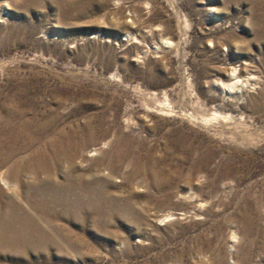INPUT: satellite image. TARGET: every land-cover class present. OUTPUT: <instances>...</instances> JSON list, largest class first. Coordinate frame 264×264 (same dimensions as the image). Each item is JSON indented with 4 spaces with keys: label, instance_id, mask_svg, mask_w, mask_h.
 Returning a JSON list of instances; mask_svg holds the SVG:
<instances>
[{
    "label": "rangeland",
    "instance_id": "374dc122",
    "mask_svg": "<svg viewBox=\"0 0 264 264\" xmlns=\"http://www.w3.org/2000/svg\"><path fill=\"white\" fill-rule=\"evenodd\" d=\"M0 140V264H264V0H0Z\"/></svg>",
    "mask_w": 264,
    "mask_h": 264
},
{
    "label": "bare ground",
    "instance_id": "6f19581e",
    "mask_svg": "<svg viewBox=\"0 0 264 264\" xmlns=\"http://www.w3.org/2000/svg\"><path fill=\"white\" fill-rule=\"evenodd\" d=\"M236 81H237V80H236ZM238 83H239V81H238ZM232 84H233V83H232ZM237 85H238V84H237ZM7 115H8V114H7ZM7 115H6V117H7ZM8 116H9V115H8ZM46 123H47V122H46ZM46 123H44V124H46ZM50 123H51V122H50ZM30 124H31V123H30ZM35 124H36V122H35ZM48 126H49V125H48ZM48 126H47V127H48ZM38 127H39V125H38ZM23 128H24V127H23ZM39 128H40V127H39ZM39 128H37V129H39ZM11 129H12V128H11ZM41 129H42V128H41ZM53 129H54V128H53ZM17 130H18V128H17ZM24 130H25V129H24ZM26 130H27V129H26ZM42 130H43V129H42ZM42 130H41V131H42ZM10 131H11V130H10ZM51 131H52V130H51ZM55 131H56V130H55ZM57 131H58V128H57ZM17 132H18V131H17ZM33 132H34V131H33ZM36 132H37V131H36ZM59 132H60V131H58V133H59ZM61 133H62V132H61ZM32 134H33V133H32ZM34 134H35V133H34ZM23 135H24V134H23ZM23 135H22V137H23ZM29 135H30V134H29ZM61 135H62V134H61ZM45 136H46V135H45ZM58 136H59V135H58ZM11 137H12V136H11ZM23 138H24V137H23ZM35 138H36V137H35ZM39 139H40V138H39ZM45 139H46V138H45ZM5 140H6V139H5ZM22 140H23V139H22ZM31 140H32V139H31ZM55 140H56V139H55ZM63 140H64V138H63ZM0 141H1V140H0ZM3 141H4V139H3ZM8 141H9V140H8ZM8 141H7V142H8ZM23 141H24V140H23ZM44 141H45V140H44ZM51 141H52V140H51ZM51 141H50V142H51ZM29 142H30V141H29ZM32 142H33V141H32ZM50 142H49V143H50ZM11 143H12V142H11ZM14 143H15V141H14ZM24 143H25V142H24ZM44 144H45V143H44ZM50 144H51V143H50ZM6 145H7V144H6ZM11 145H12V144H11ZM29 145H30V144H29ZM41 145H42V144H41ZM60 145H61V144H60ZM17 146H18V145H17ZM44 146H45V145H44ZM49 146H51V145H49ZM52 146H53V145H52ZM13 147L15 148V146H13ZM55 147H56V146H55ZM67 147H68V146H67ZM0 148H1V147H0ZM9 148H10V147H9ZM14 148H13V149H14ZM25 148H28V146H27V147L25 146ZM36 148H37V147H36ZM53 149H54V148H53ZM55 149H56V148H55ZM7 150H8V149H7ZM10 150H11V148H10ZM18 150H19V149H18ZM24 150H25V149H24ZM55 151H56V150H55ZM4 152H5V151H4ZM13 152H14V151H13ZM21 152H22V151H21ZM21 152H20V153H21ZM36 152H37V151H36ZM42 152H43V151H42ZM5 153H6V152H5ZM31 153H32V151H31ZM54 153H55V152H54ZM67 153H68V152H67ZM69 153H70V152H69ZM7 154H8V153H7ZM14 154H15V153H14ZM17 154H18V153H17ZM35 154H36V153H35ZM12 155H13V154H12ZM28 155H29V154H28ZM55 156H56V155H55ZM42 157H43V156H42ZM47 157H48V155H47ZM50 158H51V157H50ZM9 159H10V158H9ZM9 159H8V160H9ZM33 159H34V157H33ZM55 159H56V158H55ZM24 160H26V159H24ZM0 161H1V160H0ZM21 161H22V160H21ZM46 162H47V161H46ZM50 162H51V161H50ZM14 163H15V161H14ZM30 163H31V162H30ZM51 163H52V162H51ZM22 164H23V163H22ZM47 164H48V163H47ZM1 165H2V164H1ZM13 165H14V164H13ZM25 165H26V164H25ZM10 167H11V166H9L8 168H10ZM27 167H28V166H27ZM27 167H26V168H27ZM33 167H34V166H33ZM2 169H4V168H2ZM28 169H29V168H28ZM39 169H40V168H39ZM13 170H14V169H13ZM21 170H22V169H21ZM27 171H28V170H27ZM5 172H6V171H5ZM22 172H23V171H22ZM22 172H21V173H22ZM24 172H25V171H24ZM2 173H3V171H2ZM26 173H27V172H26ZM22 174H23V173H22ZM1 180H2V179H1ZM2 181H3V180H2ZM4 182H5V181H4ZM12 185H13V184H12ZM12 185H11V186H12ZM8 187H9V186H8ZM1 190H2V189H1ZM3 190H4V189H3ZM4 192H5V191H4ZM72 192H73V191H72ZM63 194H64V193H63ZM70 194H71V193H70ZM74 194H75V193H74ZM77 196H78V195H77ZM1 202H2V201H1ZM5 231H6V230H5ZM0 235H1V234H0ZM8 239H9V238H8Z\"/></svg>",
    "mask_w": 264,
    "mask_h": 264
}]
</instances>
